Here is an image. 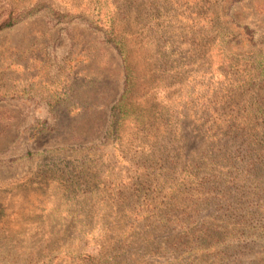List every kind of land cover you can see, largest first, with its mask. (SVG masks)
<instances>
[{"label":"rangeland","instance_id":"1","mask_svg":"<svg viewBox=\"0 0 264 264\" xmlns=\"http://www.w3.org/2000/svg\"><path fill=\"white\" fill-rule=\"evenodd\" d=\"M12 20L0 27V264L178 259L166 190L184 163L204 175L206 129L233 136L221 149L233 168L225 195L203 183L196 215L219 225L256 214L235 263L254 264L264 246V0H0V25ZM110 40L132 75L120 112ZM143 187L158 218L134 216L146 209Z\"/></svg>","mask_w":264,"mask_h":264},{"label":"trees","instance_id":"2","mask_svg":"<svg viewBox=\"0 0 264 264\" xmlns=\"http://www.w3.org/2000/svg\"><path fill=\"white\" fill-rule=\"evenodd\" d=\"M228 1L234 3L238 0ZM16 21L5 22L0 27L11 26ZM110 42L120 56L123 68V89L117 99V104L114 106L115 108L117 107V112H120V105L123 103L128 89H130L132 75L128 68L125 50L122 47L123 44L119 41L116 43L110 40ZM120 114L117 113V119H119ZM215 122L218 124L222 123L220 120ZM204 131L206 133L201 136L203 137V146H207L206 149H209L212 153L211 159L204 160L203 162V165L207 166L204 170V175L199 177L189 162L184 163L181 182L173 183L166 190L165 197L168 205H171L172 210L171 216H166L167 221L178 229L173 238L178 240L177 244L181 245L183 250L178 259L168 264H235L242 254L239 248L246 244V242L241 241V243L239 240L243 238L246 241L251 236H256L251 231L252 229L248 227L252 217L256 214H247L240 219L228 217L227 219L229 220H223L219 225H215L214 223L207 224L203 220L200 221V218L196 215L197 211L200 210L199 205L203 203V183L211 185L209 191L219 192L220 196H223L228 191L225 178L227 174H231L230 168H233L226 154L221 151V149L227 148L230 142L234 141L233 136H228V130L225 129H215V131L214 129H206ZM258 157H261V154L258 153ZM217 165V170L213 172L212 168L217 167ZM141 193L143 194L141 207L145 206L146 209L142 213H137L138 211L134 212V216L140 219H147L149 217L158 218L159 208L157 209V207L152 205L154 193L150 196L147 187H143ZM212 197L215 196L212 195L209 199ZM244 228H247V230H244ZM258 232L259 236L264 237L263 231ZM234 241H236V244L231 246ZM177 244L175 243L170 247L176 248ZM230 247H232L231 252H229ZM117 250H119L118 246ZM88 257V261H92L95 258L93 255H89ZM251 262H254V264H264V246L259 248L255 258ZM121 264L132 263L123 259Z\"/></svg>","mask_w":264,"mask_h":264}]
</instances>
